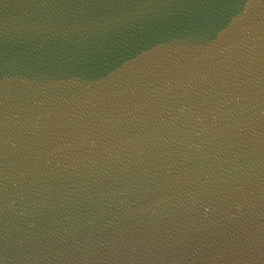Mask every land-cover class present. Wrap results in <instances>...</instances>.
Wrapping results in <instances>:
<instances>
[{
    "label": "water",
    "instance_id": "1",
    "mask_svg": "<svg viewBox=\"0 0 264 264\" xmlns=\"http://www.w3.org/2000/svg\"><path fill=\"white\" fill-rule=\"evenodd\" d=\"M0 264H264V0H0Z\"/></svg>",
    "mask_w": 264,
    "mask_h": 264
}]
</instances>
